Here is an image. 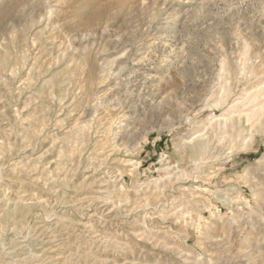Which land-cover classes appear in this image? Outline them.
I'll use <instances>...</instances> for the list:
<instances>
[{"label":"rangeland","instance_id":"rangeland-1","mask_svg":"<svg viewBox=\"0 0 264 264\" xmlns=\"http://www.w3.org/2000/svg\"><path fill=\"white\" fill-rule=\"evenodd\" d=\"M0 264H264V0H0Z\"/></svg>","mask_w":264,"mask_h":264}]
</instances>
